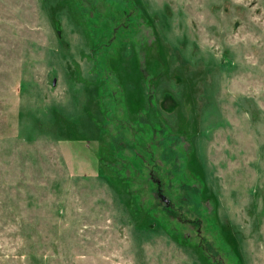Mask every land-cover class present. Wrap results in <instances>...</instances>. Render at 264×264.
<instances>
[{
    "label": "rangeland",
    "instance_id": "obj_1",
    "mask_svg": "<svg viewBox=\"0 0 264 264\" xmlns=\"http://www.w3.org/2000/svg\"><path fill=\"white\" fill-rule=\"evenodd\" d=\"M0 264H264V0H0Z\"/></svg>",
    "mask_w": 264,
    "mask_h": 264
},
{
    "label": "trees",
    "instance_id": "obj_2",
    "mask_svg": "<svg viewBox=\"0 0 264 264\" xmlns=\"http://www.w3.org/2000/svg\"><path fill=\"white\" fill-rule=\"evenodd\" d=\"M76 3L78 4V2L76 1ZM83 31H84V29H83ZM85 33H86V31H85ZM109 60H110V63H111V66H112V61H111V59L109 58ZM112 68V67H111ZM114 71V70H113ZM115 72V71H114ZM129 75V79H130V81H128L127 79H126V86H121L122 87V89H123V93H122V95H123V98H124V104H126V100H127V96L129 95V97L131 98V100L133 101V103H132V106H133V111H141L142 109H144V106H145V102H144V99H143V95H142V93L143 94H145L144 95V97L146 98V95H147V93H145L144 91H145V89L144 88H142V90L139 88V87H137L136 85H134L133 86V78H132V75H131V73H129L128 74ZM133 76L135 77V75L133 74ZM137 79H138V75H136V77H135V80L137 81ZM125 88H127L126 90H128V95H127V93L125 92ZM133 89V90H132ZM136 90V91H135ZM151 95V94H150ZM153 109H152V107H151V105L149 104V106H148V112L150 113L151 111H152ZM141 119V118H140ZM140 121V120H139ZM111 142H112V144L113 145H115V143H116V140H115V138L114 137H111Z\"/></svg>",
    "mask_w": 264,
    "mask_h": 264
}]
</instances>
